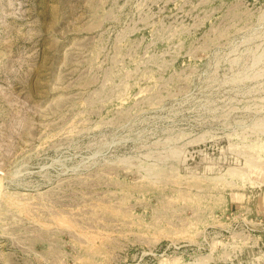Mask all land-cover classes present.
<instances>
[{"label":"rangeland","instance_id":"obj_1","mask_svg":"<svg viewBox=\"0 0 264 264\" xmlns=\"http://www.w3.org/2000/svg\"><path fill=\"white\" fill-rule=\"evenodd\" d=\"M0 264H264V0H0Z\"/></svg>","mask_w":264,"mask_h":264}]
</instances>
